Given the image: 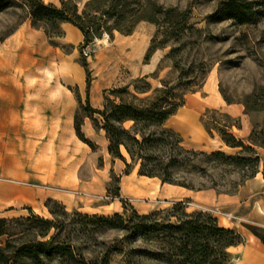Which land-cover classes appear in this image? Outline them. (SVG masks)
Returning <instances> with one entry per match:
<instances>
[{
  "label": "rangeland",
  "instance_id": "374dc122",
  "mask_svg": "<svg viewBox=\"0 0 264 264\" xmlns=\"http://www.w3.org/2000/svg\"><path fill=\"white\" fill-rule=\"evenodd\" d=\"M42 1L59 7L67 0ZM72 1L80 12L89 0ZM131 1L157 8L156 23L140 21L129 35L103 32L87 44L67 23L57 37L32 27L24 0L0 2V52L23 60L13 66L20 81L0 90V217L58 221V241L86 261L184 264L175 240L160 230L179 219L171 208L181 204L186 214L228 220L214 196L232 195L257 172L264 177V10L237 25L219 14L224 0ZM163 84L183 98L164 128L198 155L193 173H175L199 192L190 198L168 195L170 184L143 180L138 165L111 158L104 132L86 117L87 105L101 109L114 89L143 98ZM219 100L242 108L241 115L215 107ZM75 118L89 143L77 138ZM223 125L242 147L221 141L215 127ZM216 152L230 160L211 158ZM207 193L211 199L202 197ZM115 215L121 220L99 219ZM43 264L66 262L53 256Z\"/></svg>",
  "mask_w": 264,
  "mask_h": 264
},
{
  "label": "trees",
  "instance_id": "16d2710c",
  "mask_svg": "<svg viewBox=\"0 0 264 264\" xmlns=\"http://www.w3.org/2000/svg\"><path fill=\"white\" fill-rule=\"evenodd\" d=\"M24 1L32 27L42 29L47 37H57L61 34L60 25L67 23L81 33L86 44L99 39L103 32L116 30L129 35L140 21L156 23L155 15L159 11L150 4L142 6L131 0H89L80 12L72 0L61 1L59 7L45 4L42 0ZM261 10H264V0H224L219 6V14L237 25L250 24ZM173 12L169 9L166 14ZM149 91L148 87L138 90V94ZM110 94L112 98H105L101 109H92L88 105L85 108L93 128L104 132L108 155L122 161L126 168L138 165V176L157 178L161 184L193 190L178 182L175 173L179 170L185 174L193 173L196 169L193 160L198 155L183 149L179 136L164 128L166 121L183 105V98L164 84L143 98L129 94L126 87L114 89ZM226 128L227 125L215 127L221 141L230 148L242 147V143L228 134ZM75 134L79 140L89 143L83 140L76 118ZM210 157L230 160L218 152L210 154ZM114 179L119 182L118 178ZM118 191L116 188L113 192L115 197H118ZM171 210L180 212L179 219L174 224L162 225L160 230L175 240L176 250L184 264H206L210 260L224 264L228 258L227 248L240 242L233 230L219 227L216 219L207 213L186 214L181 204H175ZM155 215L152 213L142 218L149 219ZM99 219L107 222L121 220V217L115 215ZM52 230L54 232L50 234ZM59 232L58 221L34 216L0 217V264H43L53 256H58L66 264H109L106 258L86 261L78 257L68 243L58 241Z\"/></svg>",
  "mask_w": 264,
  "mask_h": 264
},
{
  "label": "crops",
  "instance_id": "0c3cea01",
  "mask_svg": "<svg viewBox=\"0 0 264 264\" xmlns=\"http://www.w3.org/2000/svg\"><path fill=\"white\" fill-rule=\"evenodd\" d=\"M20 43L22 39L18 38ZM20 67L23 60L14 59L10 56V52H0V90L19 82L20 79L15 78L13 74V66ZM8 88V87H7ZM215 107L220 108L233 117H239L242 108L237 105H226L219 100ZM119 177V175H118ZM128 178L130 175H124ZM123 177L120 178L122 181ZM143 180H156V178L141 177ZM157 181V180H156ZM124 185L129 189L130 184L124 181ZM172 190H168V195H179L190 198L193 192L179 186H173ZM211 199V194H203ZM214 201L221 204L226 213L224 215L232 216L233 219H225L224 217H216L219 227L223 229L233 230L240 238V242L227 248L226 252L229 256L228 264H264V177L260 172L246 179L238 186L236 191L230 195H216ZM111 203L110 205H112ZM110 205L104 206L105 208ZM211 210L209 208H203Z\"/></svg>",
  "mask_w": 264,
  "mask_h": 264
},
{
  "label": "built area",
  "instance_id": "2783aa9c",
  "mask_svg": "<svg viewBox=\"0 0 264 264\" xmlns=\"http://www.w3.org/2000/svg\"><path fill=\"white\" fill-rule=\"evenodd\" d=\"M223 216H227V218L230 220V219H233L232 216H229V215H223Z\"/></svg>",
  "mask_w": 264,
  "mask_h": 264
},
{
  "label": "bare ground",
  "instance_id": "6f19581e",
  "mask_svg": "<svg viewBox=\"0 0 264 264\" xmlns=\"http://www.w3.org/2000/svg\"><path fill=\"white\" fill-rule=\"evenodd\" d=\"M153 179V178H152ZM158 181V179H156Z\"/></svg>",
  "mask_w": 264,
  "mask_h": 264
}]
</instances>
